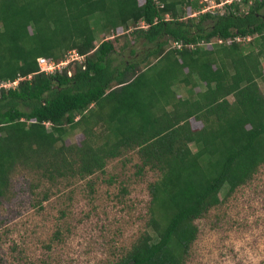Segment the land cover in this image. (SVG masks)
I'll use <instances>...</instances> for the list:
<instances>
[{"label": "trees", "instance_id": "trees-1", "mask_svg": "<svg viewBox=\"0 0 264 264\" xmlns=\"http://www.w3.org/2000/svg\"><path fill=\"white\" fill-rule=\"evenodd\" d=\"M223 1L210 11L202 0H0V81L17 79L0 89V198L19 163L52 182L135 149L137 168L158 172L152 232L111 264H183L194 220L264 163V0ZM92 24L111 37L94 44ZM123 33L152 46L114 63ZM72 49L81 61L38 71L37 57L57 62ZM66 126H82L80 146L57 145Z\"/></svg>", "mask_w": 264, "mask_h": 264}, {"label": "rangeland", "instance_id": "rangeland-1", "mask_svg": "<svg viewBox=\"0 0 264 264\" xmlns=\"http://www.w3.org/2000/svg\"><path fill=\"white\" fill-rule=\"evenodd\" d=\"M216 1L202 0L203 8L221 10L223 0ZM92 25L94 44L111 37ZM125 34L117 36L114 63L139 60L152 46L141 40L129 42ZM258 84L264 96V85ZM175 92L182 97L188 94L179 86ZM190 124L200 126L194 119ZM93 128L97 134L91 136V145L101 140L99 125ZM83 138L82 126H66L57 145L80 146ZM139 164L135 149H126L90 175L55 177L52 182L26 162L17 164L0 198V264H111L139 236L152 232L146 223L148 184L158 172L137 168ZM225 189L222 186L218 193L221 202L194 220L197 232L183 264H264V163L223 198Z\"/></svg>", "mask_w": 264, "mask_h": 264}, {"label": "built area", "instance_id": "built-area-1", "mask_svg": "<svg viewBox=\"0 0 264 264\" xmlns=\"http://www.w3.org/2000/svg\"><path fill=\"white\" fill-rule=\"evenodd\" d=\"M225 1H229V0H225ZM202 10H206V8H202ZM234 40H239V37H234L233 38ZM248 37H245V40H247ZM232 39L231 38H227L226 39V42H230ZM218 41H220L218 39ZM174 46H179V43L177 42H173ZM206 46H208V44H206ZM83 59V56L82 55H79L74 49L72 50H68L63 58L59 61H54L53 59L51 58H46V57H43V56H39L36 58V62H37V65H38V71H42L44 73H51L53 72L54 70H57L61 67H63L66 63L70 62V61H81ZM17 82V79L13 80V81H0V89L1 88H9V87H13Z\"/></svg>", "mask_w": 264, "mask_h": 264}]
</instances>
